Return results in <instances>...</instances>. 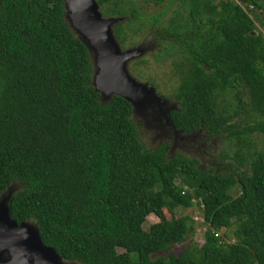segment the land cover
I'll use <instances>...</instances> for the list:
<instances>
[{
  "label": "trees",
  "instance_id": "16d2710c",
  "mask_svg": "<svg viewBox=\"0 0 264 264\" xmlns=\"http://www.w3.org/2000/svg\"><path fill=\"white\" fill-rule=\"evenodd\" d=\"M146 1L182 9L161 26L166 8L149 19L166 43L158 56L181 53L172 62L175 127L202 126L248 144L250 134H264V33L255 12L264 0ZM98 3L115 16L131 6L129 24L140 17L131 0ZM121 32L115 24L123 45ZM92 71L63 0H0V194L22 185L9 200L12 217L33 222L45 245L81 264H264V150L237 154L239 166L226 172L180 152L168 157L165 143L149 149L131 103L119 95L102 102ZM243 88L255 119L238 127L218 95ZM243 108L238 103L235 114ZM191 206L206 225L199 245L169 249L195 230L188 216L143 227L150 213ZM230 227L235 241L227 242L217 233ZM163 251L170 252L157 255Z\"/></svg>",
  "mask_w": 264,
  "mask_h": 264
},
{
  "label": "rangeland",
  "instance_id": "374dc122",
  "mask_svg": "<svg viewBox=\"0 0 264 264\" xmlns=\"http://www.w3.org/2000/svg\"><path fill=\"white\" fill-rule=\"evenodd\" d=\"M131 2L133 6L137 8L140 17L130 24L127 22V19L131 15V6L126 8V14L124 16L110 15V13L105 15L103 12L105 5H99V11L104 17H116L117 20L111 24L112 32H114L115 24H121V33L123 35L125 34L126 40L122 45L118 39L115 38L121 51L135 48L143 50L140 55H135L126 61L125 69L136 81L154 87L155 93L160 97V102H163V104L160 103V106H162L161 109L164 110L165 115H167L169 110L171 111L177 106V101L174 99L173 93L178 84L179 77L173 72L174 67L172 62L180 60L181 53L175 50L170 55H162L159 57L158 55L166 43L161 42V37L158 36L156 32L159 26L164 25L168 19L174 15L176 9L180 11H182V9L179 8L178 2L166 1L161 4H154L146 0H131ZM165 8L166 11L160 19V25L152 27L151 24H149V19L157 13L162 12ZM255 12L262 18V22L256 21V26L264 33V10L259 9ZM183 13L185 14V11H183ZM251 15H254V12L251 13ZM71 31L78 37L74 29H71ZM89 57L93 68L91 75V81H93L97 70L94 65L93 51H90ZM108 98V96L100 95V100L102 102L107 101ZM247 101L248 92L245 88L239 91H226L218 95V108L220 110H225L224 112L226 113L233 114L231 119L232 124L238 125V127H244L252 124L255 119L253 113L246 106ZM142 102V104L135 106L136 109H133L131 116L138 126L139 138L149 149H154L161 143L167 144L168 157H172L180 152L188 157L196 158L199 162V166L202 168H212L216 171L223 170L229 172L230 170H235L236 166H239L237 160L239 156H237V154H247L249 150L254 149L264 150V134L258 132L249 135V144L246 142L241 143L235 135L227 136V134L220 133L211 136L207 134L202 126L193 133L175 132L169 124L165 123L164 115H161L159 106L148 102L144 98ZM238 103L243 105L244 108L239 114H235ZM21 188L22 185L20 183L12 182L8 190L4 192L5 194L8 192L14 193ZM230 193L232 196L237 195L238 188L233 187ZM179 216H188L192 218L195 230L186 236L183 244L174 243L170 245V251L176 254L181 252L185 245L190 243L199 245L203 241L206 225L203 223L201 210L197 206L188 208L178 207L175 209L174 214L168 212L166 209H163L161 215L150 213L147 215L143 224V227L148 229L151 224L162 218L170 219ZM233 229L234 227L221 229L217 234L224 241L232 242L235 241V238H232ZM118 251L122 252L123 249L118 247ZM170 251H163L157 253V255L167 256ZM65 262L81 264L76 261Z\"/></svg>",
  "mask_w": 264,
  "mask_h": 264
},
{
  "label": "water",
  "instance_id": "95a60500",
  "mask_svg": "<svg viewBox=\"0 0 264 264\" xmlns=\"http://www.w3.org/2000/svg\"><path fill=\"white\" fill-rule=\"evenodd\" d=\"M244 1V0H241ZM65 19L78 38L86 45L88 53H94L95 72L92 85L100 95H119L127 99L132 109L142 104V99L159 106L166 124L177 130L170 118V110L165 115L160 97L152 86L132 78L125 69L129 58L140 55V48L121 51L111 24L116 17H104L99 11L98 0H63ZM114 25V24H113ZM176 109V108H174ZM133 112V111H132ZM182 132V131H181ZM9 188V187H8ZM8 188L5 190L7 191ZM13 193H1L0 197V264H72L65 262L54 248L45 245L38 228L30 221L17 222L11 215L9 200Z\"/></svg>",
  "mask_w": 264,
  "mask_h": 264
},
{
  "label": "built area",
  "instance_id": "2783aa9c",
  "mask_svg": "<svg viewBox=\"0 0 264 264\" xmlns=\"http://www.w3.org/2000/svg\"><path fill=\"white\" fill-rule=\"evenodd\" d=\"M236 1L237 3H239L240 5L244 6L243 3L240 1V0H234Z\"/></svg>",
  "mask_w": 264,
  "mask_h": 264
}]
</instances>
